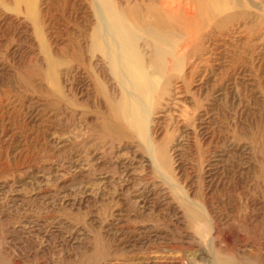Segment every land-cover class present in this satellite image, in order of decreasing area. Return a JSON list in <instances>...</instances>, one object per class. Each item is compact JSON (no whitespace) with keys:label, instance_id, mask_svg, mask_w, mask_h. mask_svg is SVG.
<instances>
[{"label":"rangeland","instance_id":"1","mask_svg":"<svg viewBox=\"0 0 264 264\" xmlns=\"http://www.w3.org/2000/svg\"><path fill=\"white\" fill-rule=\"evenodd\" d=\"M114 1L0 0V264H264V0Z\"/></svg>","mask_w":264,"mask_h":264},{"label":"bare ground","instance_id":"2","mask_svg":"<svg viewBox=\"0 0 264 264\" xmlns=\"http://www.w3.org/2000/svg\"><path fill=\"white\" fill-rule=\"evenodd\" d=\"M114 1V0H113ZM112 0H93V2H92V10H93V13H94V16H95V18H96V26H95V28H94V39H95V41H96V43H97V45H98V47H99V50L100 51H102L103 49L105 50V53H106V56L107 57H109V56H115L116 58H118V60L120 61V62H122L124 59H127L126 58V52H129L133 57H136L138 60H140L141 61V59H142V57L144 58L145 56H143V54H142V52H141V54L139 53V47H137V38L136 37H134L133 36V34L130 32V31H128L127 30V27L124 25V23H123V20H122V17H124V15L125 14H130V15H136V14H132V12H128V10L126 11V12H122V13H120L119 11H117V7H115L116 5H118V4H116L115 6H114V2H113ZM123 1V0H122ZM151 1V0H150ZM161 2H160V4H159V8L162 10V11H164V12H166V13H168V14H171L173 11H175V3L176 2H174L173 0H160ZM91 2V1H90ZM89 2V3H90ZM117 2V1H116ZM137 2H140V1H138L137 0ZM136 2V3H137ZM144 2H146V1H144ZM177 2H179L178 0H177ZM89 3H88V5H89ZM118 3V2H117ZM120 3V2H119ZM135 3V4H136ZM123 4H125V2L123 3ZM140 4V3H139ZM147 4V3H146ZM177 4V7L178 6H180V4L179 3H176ZM186 4H187V2H186ZM130 5V4H129ZM184 5V4H183ZM120 6L122 7L123 5H121L120 4ZM133 6V5H132ZM232 6H233V4H232ZM124 7V6H123ZM122 7V8H123ZM244 7V6H243ZM152 8H155V6L153 5V6H150V7H145L143 10H144V13L143 12H141L140 14L142 15V16H140V18H141V21L144 19L145 21H144V23L145 22H147V20L145 19L146 18V16L148 15V14H152V13H154V14H156L157 15V11H152L153 9ZM236 8V7H235ZM125 9V8H124ZM123 9V10H124ZM132 9V8H131ZM189 8H188V5H184V9L183 10H185V12H187L188 13V10ZM232 9V8H231ZM121 10V9H120ZM135 10V9H134ZM190 11H192L191 9H190ZM213 11V10H212ZM116 12H119L118 14H116ZM138 12V11H137ZM184 12V13H185ZM206 12H207V10H206ZM187 13H185V14H187ZM190 14H191V12H190ZM193 15V14H192ZM136 16H138V14L136 15ZM136 16H134L135 18H136ZM186 16V15H185ZM235 16V15H234ZM133 17V18H134ZM125 18V17H124ZM134 18V19H135ZM204 18V17H203ZM227 18V17H226ZM229 18V17H228ZM94 20V19H93ZM220 20V19H219ZM161 22V21H160ZM220 22V21H219ZM225 22V21H224ZM223 22V23H224ZM129 23V22H128ZM152 23V22H151ZM202 23H203V20H202ZM145 24H147V23H145ZM158 24V23H157ZM166 24V23H165ZM164 24V25H165ZM205 24V23H204ZM220 24V23H219ZM218 24V25H219ZM133 25V24H132ZM167 25V24H166ZM173 25V24H172ZM178 25H179V23H178ZM134 26V25H133ZM147 26V25H146ZM160 26H163V25H161L160 24ZM188 26H189V24H188ZM159 27V26H158ZM157 27V28H158ZM181 27V26H180ZM160 28V27H159ZM158 28V29H159ZM162 29V28H161ZM166 29V28H165ZM176 29V27L174 28V30ZM169 30V29H168ZM172 30H173V28H172ZM171 30V28H170V31H172ZM176 31V30H175ZM166 32H167V30H166ZM165 32V33H166ZM178 32H179V29H178ZM150 34V33H149ZM160 35V34H159ZM158 35V36H159ZM174 35H176V34H174ZM173 35V36H174ZM148 36V35H147ZM167 36H168V34H167ZM169 36H171V34L169 35ZM177 36V35H176ZM160 38V37H159ZM195 38V37H194ZM160 39H162V37L160 38ZM159 39V40H160ZM163 39H164V37H163ZM185 39V38H184ZM162 41V40H161ZM177 42H179L178 40H177ZM138 43H140V42H138ZM142 43V42H141ZM165 43V42H164ZM143 45H144V43H142ZM148 44V43H147ZM169 44V43H168ZM178 44H180V43H178ZM184 44H186V42L184 41ZM141 45V44H140ZM148 45H150V44H148ZM147 45V46H148ZM166 45H167V43H166ZM170 45V44H169ZM168 45V46H169ZM181 45V44H180ZM183 45V44H182ZM151 46V45H150ZM149 46V47H150ZM173 46H175V45H172V50H174L173 49ZM176 46H178V45H176ZM186 46V45H185ZM145 47V46H144ZM183 47V46H182ZM152 48V47H151ZM186 48V47H185ZM145 49V48H144ZM176 49V48H175ZM184 49V48H183ZM182 49V50H183ZM127 50V51H126ZM140 50H142V49H140ZM154 50V49H153ZM150 51V50H149ZM176 51H178V49L176 50ZM92 52V51H91ZM151 52V51H150ZM102 53H103V51H102ZM172 53H173V51H172ZM182 54V53H181ZM148 55V54H147ZM151 55H152V53H151ZM174 55V54H173ZM185 55V54H184ZM178 56V55H177ZM181 56V55H180ZM159 57V56H158ZM161 57V56H160ZM165 57H166V55H165ZM169 57V56H168ZM176 57V56H175ZM149 58V55H148V57H147V59ZM162 58V57H161ZM171 58H173V57H171ZM144 59H146V58H144ZM146 59V61H148ZM165 59V58H164ZM158 60H159V58H158ZM174 61V60H173ZM145 62V61H144ZM166 62V61H165ZM152 63V62H151ZM173 63V62H172ZM165 64V63H164ZM147 65V64H146ZM156 65V64H155ZM154 65V66H155ZM157 67H158V64L156 65ZM146 68H148V67H146ZM154 68V67H153ZM160 68H161V66H160ZM154 70V69H153ZM161 72H162V70H160ZM156 71H154V73H155ZM124 77V76H123ZM122 78V77H121ZM125 79V78H124ZM127 81V80H126ZM128 82V81H127ZM150 85H153V84H149V86ZM166 86V85H165ZM154 88L155 89H157L156 87H155V85H154ZM165 88V87H164ZM163 88V89H164ZM124 90V89H123ZM155 91H157V90H155ZM166 91V90H165ZM151 92H153V91H151ZM127 93V92H126ZM155 93V92H154ZM161 93V92H160ZM128 94V93H127ZM154 96V95H153ZM150 98H151V95H150ZM153 98V97H152ZM140 99V98H139ZM143 103V102H142ZM152 103V102H151ZM119 104V103H118ZM129 104V103H128ZM135 104H137L138 106H140L141 105V103L140 102H138V100L137 101H135ZM145 104V103H144ZM145 106H146V104H145ZM144 108V107H143ZM147 109V108H146ZM145 110V109H144ZM148 112V111H147ZM128 113V112H127ZM143 114V113H142ZM146 116V119L148 118L147 117V114L145 115ZM150 117V116H149ZM145 119V118H144ZM145 119V120H146ZM149 121V120H148ZM141 129H142V127H141ZM142 132H143V130H141ZM140 131V132H141ZM141 132V133H142ZM149 151V150H148Z\"/></svg>","mask_w":264,"mask_h":264}]
</instances>
